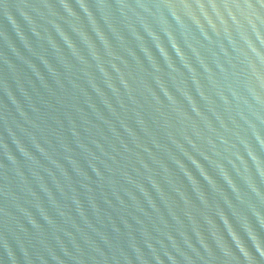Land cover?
I'll return each instance as SVG.
<instances>
[{"label": "water", "instance_id": "1", "mask_svg": "<svg viewBox=\"0 0 264 264\" xmlns=\"http://www.w3.org/2000/svg\"><path fill=\"white\" fill-rule=\"evenodd\" d=\"M0 264H264V0H0Z\"/></svg>", "mask_w": 264, "mask_h": 264}]
</instances>
